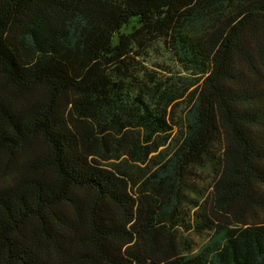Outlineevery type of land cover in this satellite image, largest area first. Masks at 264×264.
<instances>
[{
  "label": "trees",
  "instance_id": "trees-1",
  "mask_svg": "<svg viewBox=\"0 0 264 264\" xmlns=\"http://www.w3.org/2000/svg\"><path fill=\"white\" fill-rule=\"evenodd\" d=\"M262 187L264 0H0V264H264Z\"/></svg>",
  "mask_w": 264,
  "mask_h": 264
},
{
  "label": "rangeland",
  "instance_id": "rangeland-1",
  "mask_svg": "<svg viewBox=\"0 0 264 264\" xmlns=\"http://www.w3.org/2000/svg\"><path fill=\"white\" fill-rule=\"evenodd\" d=\"M148 68L160 72L161 68H171L177 69L176 63L173 61L172 57L164 50L161 43L155 44L152 51L149 52L147 59ZM162 66L157 68L156 66ZM184 73H181L183 75ZM185 110V104H180L175 112V115L180 118L183 116ZM213 153L215 158L220 156V145L219 141L216 142L213 147ZM219 171L218 161L213 166L203 168V169H194L192 168L187 175V178L184 183L183 197H182V211L186 220H189V223L195 220L194 214L199 211L197 208L193 207L195 202L203 204L204 202H209L211 198V193L213 189L214 181L217 178V173ZM264 194V187L260 189ZM259 216H264V213L260 212ZM264 218V217H263ZM176 236L179 237V248L181 251L188 250L190 254L196 253L201 246L209 241L211 232H196L194 230L185 231L183 228H179L176 232ZM188 244H183L182 240Z\"/></svg>",
  "mask_w": 264,
  "mask_h": 264
}]
</instances>
